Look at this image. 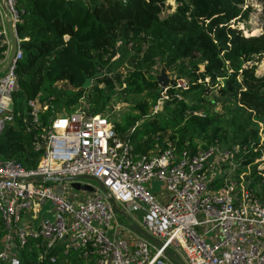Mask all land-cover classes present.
<instances>
[{
  "label": "built area",
  "instance_id": "1",
  "mask_svg": "<svg viewBox=\"0 0 264 264\" xmlns=\"http://www.w3.org/2000/svg\"><path fill=\"white\" fill-rule=\"evenodd\" d=\"M6 16L16 31L20 21L16 0H0V47L6 46L5 56L10 48ZM18 43L12 65L0 75V133L13 119L15 68L23 57L19 38ZM164 92L162 88L166 98ZM28 105L32 122L38 126L40 114L53 111L38 98ZM52 114L35 136L33 150L41 152L35 166L0 160L4 227L0 264H15L24 248L33 255L30 264H172L164 247L184 264H264V197L252 189L250 180L237 178V171L250 165L254 174L264 178L261 133L256 145L249 142L220 149L214 142L177 151L166 141L162 149L136 153L128 140L117 135L107 113L92 114L78 104L68 113ZM249 152L258 154L243 163L242 154ZM79 175L99 179L116 204L137 206L141 216L135 222L163 246L118 223L97 185L86 182L95 190L81 197L68 191L70 183L58 189L49 185L52 182L29 181ZM152 180L159 181L165 191L160 202L145 186ZM46 202L52 219L39 216ZM123 230L128 231V238L122 236Z\"/></svg>",
  "mask_w": 264,
  "mask_h": 264
},
{
  "label": "trees",
  "instance_id": "2",
  "mask_svg": "<svg viewBox=\"0 0 264 264\" xmlns=\"http://www.w3.org/2000/svg\"><path fill=\"white\" fill-rule=\"evenodd\" d=\"M165 1L16 0L20 13L16 32L23 57L15 68L13 119L0 133V160L35 166L41 155L33 150L35 136L53 111L41 113L38 126L32 122L28 101L38 98L41 103H55L59 94L52 86L64 82L69 87L63 90L67 96L64 108L71 111L87 90L86 79L94 77L97 83L88 88L87 95L89 113L106 114L111 94L125 101L142 95L132 106L138 112L123 115L114 124L117 135L128 140L136 153L162 149L166 141L177 151L184 147L194 150L195 139L203 147L216 142L227 148L249 142L256 145L259 133L264 141V72L255 73L256 63L264 58V4L260 31L246 35L238 27L251 10L244 0H173L175 7L163 13ZM117 40L131 44V68L123 76H97L102 63L114 56ZM5 49L0 48L1 53ZM160 57L164 72L177 66L176 76L164 92L162 111L166 116L151 114L162 91L151 73ZM179 61L186 65L180 66ZM177 79L184 80L185 88L177 86ZM212 88L215 98L202 96ZM43 89L46 94L41 95ZM178 89L180 94L193 93L196 102L178 98ZM215 101L228 118L219 119L212 108ZM257 154H242L243 163ZM3 235L0 219V241ZM19 256L21 264H30L33 257L27 248Z\"/></svg>",
  "mask_w": 264,
  "mask_h": 264
},
{
  "label": "rangeland",
  "instance_id": "3",
  "mask_svg": "<svg viewBox=\"0 0 264 264\" xmlns=\"http://www.w3.org/2000/svg\"><path fill=\"white\" fill-rule=\"evenodd\" d=\"M165 4L167 5V8L163 11V13L165 12H169L171 11L174 7H175V3L173 0H166ZM244 4L248 5L251 10L248 14V18L245 22L241 23L238 25L239 28L242 29V32L245 34H252L255 32L258 33L260 31V20L259 17L261 15V9L262 6L264 4V0H244ZM169 6V7H168ZM133 53V49L131 47L130 43H125L123 40H117L115 43V47H114V56L111 57V59H107V61L105 63H102V67L99 69V72L102 74H108V75H116V74H121L122 76L127 74L129 69L131 68V65L128 63V57L130 54ZM159 60L156 62V64L152 67V71L151 73L156 75L159 72V69L161 68V64L160 61L163 59V57L158 58ZM180 66H185L186 65V61H179L178 63ZM176 71H177V66L171 70V71H165L164 73L166 74V76L169 77L170 81L172 78H174L176 76ZM262 72H264V58H261L255 65V73L257 74H261ZM98 76H101L98 75ZM97 77L94 78H90L89 79V83L88 86L86 87L87 90L84 93V96H82L80 98V104H82V106L89 110V103L87 101V95L89 94L90 91H88L90 89V87H92L94 84L97 83L96 79ZM177 86H180L182 88H185L183 86L184 84V80L183 79H177L176 80ZM99 86H104L103 83H100ZM159 87V86H158ZM66 88H69L67 86L66 83L64 82H57L54 86H52V89L54 90V92H56L55 94H59V99L55 102V103H51L49 101H47L50 105V107L53 109L54 113H57V115L59 114H65L68 113L69 111H67L64 108V99L66 100L67 96L63 93ZM89 88V89H88ZM118 88V86H117ZM116 88V90H117ZM69 90V89H67ZM72 90V89H70ZM180 89H178L176 91V96L178 98H183L187 103H190L191 101L196 102L197 98L193 96V93H184V94H180ZM62 92V93H61ZM162 91L159 93V98L156 100L157 103V108L152 111L151 110V114H160L163 116H166L167 114L164 113L162 111V103L163 100L165 99L163 97V94H161ZM46 94V90H42L41 95ZM216 95V90L215 88H212L211 92L207 95H202V96H207L208 99H212L215 98ZM123 96V95H122ZM51 97V96H49ZM53 97V96H52ZM142 98V95H133L129 97V100H126L123 97H118L117 94H111V97L109 99V101L107 102V115L110 118V120L112 121L113 124H115L116 122H121L122 116L123 115H127V114H136L138 111L134 110L132 108V106L134 105V103L138 100H140ZM156 103V102H155ZM213 110L216 113H219V119H226L228 118L230 115L227 114V116H225V114L223 112L224 109L222 108L221 104L219 103V101H215L212 105ZM149 115L148 117H151L152 115ZM53 114L51 113L49 116H52ZM49 119V118H48ZM228 133H230L231 131L229 130V126L227 127ZM263 137V135H261ZM122 138V137H121ZM195 146L197 145H202L201 141L199 139H195ZM222 145H219L217 143V145L220 147V149H226L227 147L224 145V143H221ZM237 144H232L230 147L236 146ZM264 146V145H262ZM229 147V148H230ZM263 148V147H262ZM264 149V148H263ZM253 168L252 165H250L248 168L245 167L244 168H240L237 173V178L238 181L242 182L244 180H250L251 184H252V189H254L256 192H258L260 195H263L264 197V178L262 176H258L256 174L253 173V171H251ZM81 183L85 184L86 182H89L91 184L97 185L94 181L89 180V179H80ZM69 182H64V181H60V182H52L49 185L51 186H57L58 189H61L64 185H68ZM69 186V185H68ZM145 186L147 187L148 191L155 195V199L160 202L162 201V197L163 195H165V191L163 190L162 184L159 181L156 180H152L148 183L145 184ZM69 192H77L78 195H81L82 197H85L86 195H88L87 193L85 194L83 191H78L75 190L74 188L72 189L71 187H69L68 189ZM68 191H66V195H68ZM119 209H123V205L120 203H117ZM49 206V203L46 202L44 204V206L41 208V212L39 214L40 217L42 216H46L49 219H52V214L48 213V209H46V207ZM127 208H124L126 210L125 216L127 215H132L134 216V218L138 219L140 217V210H138L136 207L131 206V204H127L126 205ZM124 215L117 213L116 212V216L115 219L118 223H122L124 225H127V218ZM122 236L124 238H128L129 233L126 230L122 231ZM148 251L151 253L152 249L150 246H148ZM18 261H20L21 264V259L20 256L18 257ZM16 262L15 264H19V262ZM165 264H168L165 261Z\"/></svg>",
  "mask_w": 264,
  "mask_h": 264
},
{
  "label": "water",
  "instance_id": "4",
  "mask_svg": "<svg viewBox=\"0 0 264 264\" xmlns=\"http://www.w3.org/2000/svg\"><path fill=\"white\" fill-rule=\"evenodd\" d=\"M6 25H7V30H8L9 40H10V48H9L8 56L5 60V62L0 66V75L5 73V71L10 68V66L12 65V63L14 61L15 52H16L17 48L19 47L18 35L15 31V26L13 24V21L11 20V18L9 16H6ZM253 34H255V32L252 34H246V35H253ZM98 75H100V72H97V76ZM154 77H155V80L157 81V84L160 88L165 89L168 86L170 79L164 73L163 68H160L159 72ZM89 79L90 78L86 79V81L84 83L85 87L88 86ZM84 178L94 181L97 184V186L101 189V191L106 195L107 200L111 204L113 210L115 212L120 213V214L125 216V212L123 210L119 209L115 200L108 193L107 189L104 187L102 182L93 176H90V175L51 176V177H42V178H31V179H29V181H31V182H37V181L60 182V181H64V182H69L70 186L72 188H74L75 190L83 191L87 194L93 193L95 190V187L93 185L87 184V183L82 184L80 182V179H84ZM125 217L127 218V221L129 223V224H127L128 228H130L131 230H133L134 232H136L140 236L148 239V241L151 242L153 245H155L157 247L163 246L159 240H157L153 236L149 235L148 232H146L143 228H141V226H139L136 222L131 221L127 215ZM163 253L165 254L166 258L172 264H184L182 262V260L179 258V256L174 251L170 250L169 248L164 247Z\"/></svg>",
  "mask_w": 264,
  "mask_h": 264
},
{
  "label": "crops",
  "instance_id": "5",
  "mask_svg": "<svg viewBox=\"0 0 264 264\" xmlns=\"http://www.w3.org/2000/svg\"><path fill=\"white\" fill-rule=\"evenodd\" d=\"M0 48H3V46L2 47H0ZM6 50V49H5ZM5 50H3L2 51V53H1V51H0V66L5 62V60H6V58H7V56H5V53H4V51ZM2 54H4V57H2ZM82 197V196H81ZM127 208V207H126ZM141 213V212H140ZM40 214V213H39ZM140 216H141V214H140ZM128 217H129V219L131 220V221H133V222H135V221H137V220H139L140 219V217L138 218V219H136V218H134V216H132V215H128Z\"/></svg>",
  "mask_w": 264,
  "mask_h": 264
}]
</instances>
